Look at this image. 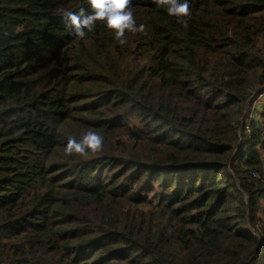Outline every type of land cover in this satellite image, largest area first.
Segmentation results:
<instances>
[{"label": "trees", "instance_id": "16d2710c", "mask_svg": "<svg viewBox=\"0 0 264 264\" xmlns=\"http://www.w3.org/2000/svg\"><path fill=\"white\" fill-rule=\"evenodd\" d=\"M188 2L131 0L121 45L65 30L87 0H0V264H264V0Z\"/></svg>", "mask_w": 264, "mask_h": 264}, {"label": "clouds", "instance_id": "9594fccd", "mask_svg": "<svg viewBox=\"0 0 264 264\" xmlns=\"http://www.w3.org/2000/svg\"><path fill=\"white\" fill-rule=\"evenodd\" d=\"M155 5L163 8L169 17L178 24L187 26L191 16L188 0H153ZM87 9L77 12L65 11L62 15L64 28L78 40H83L88 33L95 30L96 25L102 24L107 33L115 41L123 45L126 33L144 31V25L137 27L136 18L131 6V0H87ZM104 138L96 130L90 129L79 141L69 139L64 148L66 156L73 154L95 155L103 150Z\"/></svg>", "mask_w": 264, "mask_h": 264}, {"label": "built area", "instance_id": "2783aa9c", "mask_svg": "<svg viewBox=\"0 0 264 264\" xmlns=\"http://www.w3.org/2000/svg\"><path fill=\"white\" fill-rule=\"evenodd\" d=\"M263 101H264V92L258 93L251 99L242 117L243 120L241 122L240 132L244 130L245 134L250 135L251 126L256 122H259L264 129V118H261L260 116V113L264 111V108L260 109V107H258L259 104H262ZM251 176L256 179L258 178V174L255 171L251 173Z\"/></svg>", "mask_w": 264, "mask_h": 264}, {"label": "crops", "instance_id": "0c3cea01", "mask_svg": "<svg viewBox=\"0 0 264 264\" xmlns=\"http://www.w3.org/2000/svg\"><path fill=\"white\" fill-rule=\"evenodd\" d=\"M258 107H260V109H263L264 108V101L262 102V104H259ZM260 115H261V113H260Z\"/></svg>", "mask_w": 264, "mask_h": 264}]
</instances>
